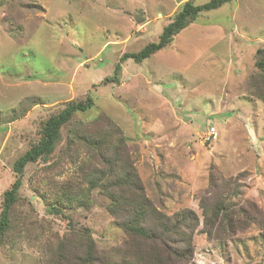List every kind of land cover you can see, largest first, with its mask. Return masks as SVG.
<instances>
[{
    "label": "rangeland",
    "instance_id": "obj_1",
    "mask_svg": "<svg viewBox=\"0 0 264 264\" xmlns=\"http://www.w3.org/2000/svg\"><path fill=\"white\" fill-rule=\"evenodd\" d=\"M183 1L0 0V111L26 107L0 124V202L14 179L12 164L37 139L39 122L66 101L90 96L93 107L72 122L82 121V128L105 114L125 137L155 207L164 215L196 213L193 255L185 264H264L258 225L264 224V102L248 85L255 49L264 47V0H231L199 13L153 55L120 62L118 81L102 82L122 53L157 40ZM34 99L41 103L32 105ZM66 129L47 162L24 168L15 212L31 230L12 245L0 244V264H54V234L65 236L69 222L46 213L44 196L81 179L85 163H99L79 144L65 152ZM223 180L231 183L232 201L253 203L259 223L209 239L199 200ZM90 199L88 208L68 213L72 224L90 230L100 263L141 264L105 211L107 197L92 190Z\"/></svg>",
    "mask_w": 264,
    "mask_h": 264
},
{
    "label": "trees",
    "instance_id": "obj_2",
    "mask_svg": "<svg viewBox=\"0 0 264 264\" xmlns=\"http://www.w3.org/2000/svg\"><path fill=\"white\" fill-rule=\"evenodd\" d=\"M229 1L231 0H209L202 4H195L194 0L183 1L170 21L162 27L157 40L145 44L138 51L122 53L113 74L104 77L102 82L118 81L120 62L130 58L140 63L167 46L175 35L195 21L199 13L215 9ZM254 66L255 72L248 77V85L253 94L264 102V47L255 49ZM32 103L35 105L41 102L40 99H34ZM93 105L94 101L90 96L71 99L56 113L39 122L37 139L13 162L14 179L1 194L0 244L12 245L17 240L14 237L25 236L31 230L30 224L15 212L20 200L23 171L28 163L38 160L47 162L52 157L65 126V152L79 144L99 163H85L81 179H69L65 182V190L60 193L53 192L51 199L44 196L47 203L46 213L69 222L68 234H54L56 246L51 249L54 264H61L63 259L65 264H104L100 263L101 260L95 253V241L90 230L72 224L73 219L68 213L78 207L88 208L92 190L107 197L105 211L114 218V225L125 233V241L131 243L135 253H140L141 264L187 263L193 255L192 237L198 226L196 213L187 208L164 215L155 207L146 195L142 181L128 156L125 137L105 114L99 112L87 124L82 125V128L77 126L82 121L72 122L76 113L85 112ZM25 111L26 107L8 112L0 111V124L16 120ZM223 181L216 193L211 189L207 196H201L199 200L203 232L209 239H222L226 236L229 238L237 230L246 228L249 223L257 222V209L253 203L247 202L246 205L232 201L228 191L231 183L228 180ZM234 193L239 191L235 189ZM258 225L264 230V224ZM76 249H80V253ZM114 251L119 252L117 249L112 250Z\"/></svg>",
    "mask_w": 264,
    "mask_h": 264
}]
</instances>
